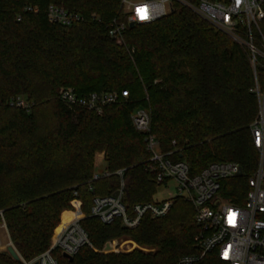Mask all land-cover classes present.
<instances>
[{
  "label": "trees",
  "instance_id": "trees-1",
  "mask_svg": "<svg viewBox=\"0 0 264 264\" xmlns=\"http://www.w3.org/2000/svg\"><path fill=\"white\" fill-rule=\"evenodd\" d=\"M51 4L84 20L50 23ZM114 19L126 20L121 0H0V224L21 255L17 260L0 251V264H26L47 251L75 199L82 201L81 224L94 248L84 246L72 260L56 249L58 264H176L199 253L201 227L193 204L182 197L166 215L147 214L132 229L120 218L103 223L90 216L96 196L119 189L120 169L129 214L135 204L156 201L159 184L146 170L150 152L131 120L141 107L151 112L162 150L187 162L191 174L215 161L239 163L243 174L222 180L219 194L245 201L259 158L247 50L177 1L154 22L128 24L118 39L109 34ZM260 33L264 37V19ZM257 71L264 78V70ZM62 87L80 97L123 90L129 96L95 111L64 104ZM18 97L30 107L9 105ZM101 152L111 174L94 179ZM114 240L139 247L101 251ZM196 264L222 263L210 255Z\"/></svg>",
  "mask_w": 264,
  "mask_h": 264
},
{
  "label": "built area",
  "instance_id": "built-area-1",
  "mask_svg": "<svg viewBox=\"0 0 264 264\" xmlns=\"http://www.w3.org/2000/svg\"><path fill=\"white\" fill-rule=\"evenodd\" d=\"M175 1L195 10L248 52L254 72V85L250 91L256 94L258 100V112L251 124V133L259 158L255 171L248 178L249 190L245 201L237 204L219 194L222 180L243 174L239 163L215 161L200 172L191 174L187 162L172 160L162 150L160 141L151 129V112L148 108L141 107L132 114L131 120L134 129L144 136L150 152L146 170L155 176L159 185L168 187L173 182L176 194L161 201L135 204L129 214L124 203L125 183L123 170L120 169L115 172L121 177L119 189L107 196H96L90 216L103 223H111L120 218L124 226L132 229L147 214L153 218L166 215L175 200L182 197L195 208V219L201 227L196 237L200 251L182 256L176 264H196L210 255H214L222 264H264V78L257 71L264 70V37L260 33V23L264 19V0H121L126 20L114 19L109 24L110 36L121 38L128 24H147L162 18L172 10ZM27 10L38 11V8L28 7ZM46 16L50 23L64 25L84 20L82 15L54 4L48 6ZM258 33L260 36H257ZM128 96L126 90L92 93L86 97L78 96L72 87H62L59 90V99L64 104L95 111H100L107 105L118 104ZM9 105L26 109L30 107L20 97L10 100ZM101 161L95 158L94 179L111 174L106 167L101 172L96 171ZM77 205L81 207L82 201L73 200L74 210L78 209ZM83 218L73 219L60 231L55 229L49 249L26 264H33L35 261L38 264H58L53 254L56 249L74 257L84 246L94 248L81 224ZM107 244L111 249H106ZM114 249L115 240L107 242L101 251L108 253Z\"/></svg>",
  "mask_w": 264,
  "mask_h": 264
},
{
  "label": "rangeland",
  "instance_id": "rangeland-1",
  "mask_svg": "<svg viewBox=\"0 0 264 264\" xmlns=\"http://www.w3.org/2000/svg\"><path fill=\"white\" fill-rule=\"evenodd\" d=\"M146 98H148V97H146ZM95 158H96V160H98L99 158L100 159L104 158V153L103 152L97 153L95 155ZM105 167H106L105 163H102L100 166H97L96 171L101 172ZM175 194H176L175 184L173 182H170V185L168 187H166L165 185H159L158 186V190L155 194L154 199L156 201H161V200L170 198L172 195H175ZM73 210H74V208H72L71 210H67V211H73ZM0 226H5V224L1 223ZM1 232H2V230H0V233ZM3 238H5V237L3 236ZM10 245L14 246L11 241L8 245H6V243L4 242V244L1 245L0 250L6 251L7 247ZM138 247H139V245L132 240H120V241L115 240V249L113 251H109V252H120V251L128 252V251H132L133 249L138 248Z\"/></svg>",
  "mask_w": 264,
  "mask_h": 264
},
{
  "label": "crops",
  "instance_id": "crops-1",
  "mask_svg": "<svg viewBox=\"0 0 264 264\" xmlns=\"http://www.w3.org/2000/svg\"><path fill=\"white\" fill-rule=\"evenodd\" d=\"M99 161H101V159L99 158L98 159ZM102 163H104V160L103 161H101V163L100 164H102ZM79 202V201H78ZM80 204V203H79ZM78 204V205H79ZM77 205V207H78V209H75V210H73V211H64L63 212V214L65 213V212H70V213H72V217H71V219L70 220H68L64 225H66V224H68L70 221H72L73 219H76V218H83V216H84V212L82 211V209H81V207L80 206H78ZM63 214H62V216H63ZM77 215V216H76ZM62 216H61V223L60 224H62L63 223V219H62ZM59 224V225H60ZM6 227V225L5 226H0V230H2V232L0 233V244L1 245H3L4 244V242L6 243V245H8L9 243H10V241H11V239H10V237H9V234H8V231H7V228H5ZM59 227V226H58ZM57 227V228H58ZM56 228V229H57ZM3 236L5 237V238H3ZM12 242V241H11ZM1 245H0V247H1ZM1 251V250H0Z\"/></svg>",
  "mask_w": 264,
  "mask_h": 264
},
{
  "label": "water",
  "instance_id": "water-1",
  "mask_svg": "<svg viewBox=\"0 0 264 264\" xmlns=\"http://www.w3.org/2000/svg\"><path fill=\"white\" fill-rule=\"evenodd\" d=\"M134 25H135V23H131V24H130V26H134ZM239 174H241V170H240ZM116 194H117V193H115V195H116ZM106 249H107V250L111 249V246H110L109 244H107V245H106ZM6 251H7L8 253H10V254L13 256V258H15V259H17V260H21V255L19 254V252L17 251V249L15 248V246H12V245L8 246ZM63 256L66 257V258H68V259H70V260L73 259L72 256H69V255H67L66 253H64ZM33 264H38V262L35 261Z\"/></svg>",
  "mask_w": 264,
  "mask_h": 264
},
{
  "label": "bare ground",
  "instance_id": "bare-ground-1",
  "mask_svg": "<svg viewBox=\"0 0 264 264\" xmlns=\"http://www.w3.org/2000/svg\"><path fill=\"white\" fill-rule=\"evenodd\" d=\"M76 216H77V215H76ZM71 217H72V215H71L70 217L64 219V220H63V223L60 224L59 227L57 228V231H60V230L63 228L64 224H65L68 220L71 219Z\"/></svg>",
  "mask_w": 264,
  "mask_h": 264
}]
</instances>
